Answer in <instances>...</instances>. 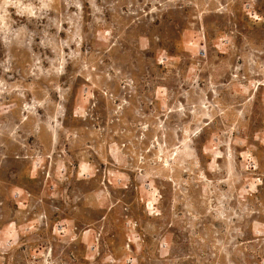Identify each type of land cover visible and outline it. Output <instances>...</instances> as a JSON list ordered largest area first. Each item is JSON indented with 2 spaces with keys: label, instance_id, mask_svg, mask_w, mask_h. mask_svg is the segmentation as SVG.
<instances>
[{
  "label": "rangeland",
  "instance_id": "1",
  "mask_svg": "<svg viewBox=\"0 0 264 264\" xmlns=\"http://www.w3.org/2000/svg\"><path fill=\"white\" fill-rule=\"evenodd\" d=\"M0 264H264V0H0Z\"/></svg>",
  "mask_w": 264,
  "mask_h": 264
}]
</instances>
